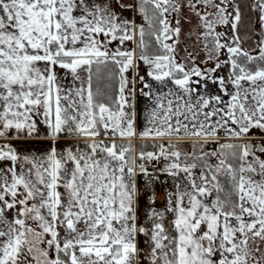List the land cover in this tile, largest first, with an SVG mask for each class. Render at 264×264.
Returning a JSON list of instances; mask_svg holds the SVG:
<instances>
[{
  "label": "snow or ice",
  "instance_id": "1",
  "mask_svg": "<svg viewBox=\"0 0 264 264\" xmlns=\"http://www.w3.org/2000/svg\"><path fill=\"white\" fill-rule=\"evenodd\" d=\"M0 264H264V0H0Z\"/></svg>",
  "mask_w": 264,
  "mask_h": 264
},
{
  "label": "crops",
  "instance_id": "2",
  "mask_svg": "<svg viewBox=\"0 0 264 264\" xmlns=\"http://www.w3.org/2000/svg\"><path fill=\"white\" fill-rule=\"evenodd\" d=\"M14 143H18V141H14ZM39 143H43V142H36V141H31L30 142V144H31V146L32 145H34V144H39ZM45 146H46V144H45ZM163 193H162V191H161V193H160V195L158 196V198H157V200H158V203H162L163 202Z\"/></svg>",
  "mask_w": 264,
  "mask_h": 264
},
{
  "label": "rangeland",
  "instance_id": "3",
  "mask_svg": "<svg viewBox=\"0 0 264 264\" xmlns=\"http://www.w3.org/2000/svg\"><path fill=\"white\" fill-rule=\"evenodd\" d=\"M140 124L142 125L143 124V120L141 119V121H140ZM30 142L31 141H27V142H23V141H18V146H20V147H24L25 145L27 146V147H31V144H30ZM158 198V197H157ZM163 198V197H162Z\"/></svg>",
  "mask_w": 264,
  "mask_h": 264
}]
</instances>
